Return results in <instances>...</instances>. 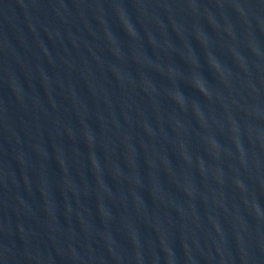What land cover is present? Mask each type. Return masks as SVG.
<instances>
[{
  "label": "water",
  "instance_id": "water-1",
  "mask_svg": "<svg viewBox=\"0 0 264 264\" xmlns=\"http://www.w3.org/2000/svg\"><path fill=\"white\" fill-rule=\"evenodd\" d=\"M0 264H264V0H0Z\"/></svg>",
  "mask_w": 264,
  "mask_h": 264
}]
</instances>
